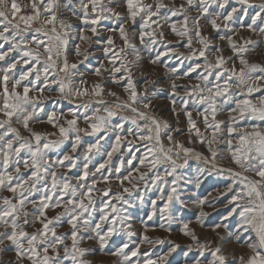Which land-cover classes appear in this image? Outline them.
<instances>
[{"label": "snow or ice", "instance_id": "6c2138e0", "mask_svg": "<svg viewBox=\"0 0 264 264\" xmlns=\"http://www.w3.org/2000/svg\"><path fill=\"white\" fill-rule=\"evenodd\" d=\"M237 2L244 6L245 16L248 15V8L259 9L252 15L251 23L247 26L249 30L256 31L254 26L257 21L264 23V3L253 5L250 0ZM229 3L230 0H184L179 5L175 0H153L152 3L146 0H66L65 3L61 0H29L28 5H22L19 0H0V41H3L0 48H3L4 44L8 45L7 50L0 51V62H4L0 64V264H65L66 261H70V264H89L83 259L89 250L80 246L85 239L84 233H94V236H87V239H97L101 250L113 236L123 233L131 238L136 235L132 231L131 215L124 214L128 208H134L135 205L119 192L115 194V199L122 201L127 208H118L110 201L102 199L98 209L99 220L93 225L92 217L97 208L92 193L98 191L103 197L109 196L111 188H96L100 182L95 178L96 173H100L101 179L107 182L109 176L104 175L102 170L107 167L111 173L113 169L108 166L112 165L113 155L121 150L122 145L133 146L137 141L142 142L146 149L139 158V164L147 169L144 172L136 169L139 172L138 183L143 182L147 188L151 174V185L157 187L161 193L157 199L163 201L162 207L158 209L157 201H152L153 208L148 219L151 220L159 212L161 219L169 222L168 227L163 223L159 225L165 231L171 230L170 223L176 207L186 208L189 200L201 209L196 217L201 226L204 218L208 216L203 207L205 204L211 206L212 202L199 197L193 200L191 195L187 200L182 199L185 194L181 187L182 181L199 189L201 177L206 172L212 175L213 170L218 175L227 173L231 179L220 195L228 197V204L231 205L228 216L235 214L239 217V227L234 238L240 241L247 234L244 243L249 251L239 256L232 255L230 260L220 245L213 247L210 241L201 242L189 227L190 221H181L180 231L194 242L187 246L188 251L195 250L199 255L191 264H264V95L256 102L250 98L253 92L260 90L256 82L264 80V65L250 63L246 58L248 45L254 44V41L247 40L238 44L231 35H220L219 39L227 40L241 67L237 70L234 63L231 68L226 67L231 58L226 59L218 46H215V52L221 54L214 57L213 63L207 55L212 51L213 45L209 37L202 34L200 25V20L207 18L217 33L221 27L233 31L230 24L238 12L237 8H231L226 14L223 11H209L212 4L224 10ZM121 6L124 8L123 13L117 10ZM25 7L30 8L27 15L22 14ZM193 8L199 12V16L190 17L189 13ZM65 12L69 15L65 16ZM173 17H182V21L173 22ZM72 18L80 21L78 38L82 42L90 40V37L84 34L86 31L98 36L104 21L117 22L115 28L107 30L118 32L123 46L118 51H113L115 43L112 36H108L103 52L112 65V83L120 85L121 80H126L123 89L127 93V99L121 100L116 92L108 90L107 94L114 98L109 104L103 98L105 87L100 82L94 83L89 89L86 81L81 79L79 84L83 87L75 86V77H82L83 73H79L77 63H69L67 56L69 35L74 30ZM138 18L140 26L137 38L140 44L151 49L160 42L167 49L164 52L158 51L150 61L152 64H157L162 56L175 51L169 48L171 42L165 41L164 25L161 21L169 24L170 31L177 37H188L186 46L190 49L193 43L192 35L202 46L185 57L204 58L205 61L204 71L197 77L201 83L192 85L190 90L185 86V96H194L195 104L205 105L203 111L197 109V114L202 117L205 130L211 131L210 136H206L197 126L192 112L187 110V100H183V108L187 117L188 142H193L191 137L194 134L199 143L207 145L210 155L205 156L175 140L172 133L179 132V128L173 129L167 121L158 120L136 106L141 105L145 110L151 107L147 95L142 96L137 91L131 70L126 63L128 50L136 56V61L140 59L139 50L132 42L126 27L129 23L135 25ZM221 18L223 25L217 23ZM190 19L193 29L188 26ZM37 23L39 26L34 27ZM177 24L180 27H177ZM153 25L156 27L153 28ZM259 31L264 34V27ZM11 53H18L19 56L9 59ZM109 53L112 55L109 56ZM75 54L83 56L81 64L88 59L87 52L81 51L79 44L76 45ZM117 60L120 61L119 67L116 66ZM18 65L22 67L18 69ZM200 67V64H196L189 71L194 72ZM102 69H105V65L100 63L93 74L102 76ZM168 71L175 75L177 70L172 68ZM59 73H64V76L60 77ZM120 73L123 74L116 75ZM41 76L44 87L38 86ZM176 78L180 79L179 76ZM53 84L56 85L61 99H67L69 103L72 102L71 98H89L76 106L77 109L83 108V112L70 109L68 115L72 118L64 119L63 122L56 112L48 113L46 121L41 119V113L44 111L43 101L47 99L43 93L52 90ZM178 87L176 82L172 81L173 94ZM235 89H239V92ZM33 92L39 95H31ZM172 103L175 105V100ZM226 105L232 106L225 108ZM124 110L135 115H122ZM225 110L228 113L227 122L218 120L217 114ZM173 112H176L175 107ZM81 119L87 125L84 128L79 126ZM141 120L145 122L141 124ZM241 121L252 123L242 127ZM45 122L52 125L56 132L42 133L30 126L33 123ZM126 124L131 126L126 128ZM21 128L28 135H23ZM81 133L94 137L95 140L87 144L83 153V168L75 175L73 183V179L66 173H58L57 170L67 169L71 172L77 167L78 158L73 154L83 143ZM110 133L114 135L115 142L110 146V150L103 152L107 158L95 168V172H90L89 164L93 156L101 155V141L108 139ZM162 134L166 135L170 147L163 143ZM49 136L57 138L53 140L49 139ZM128 137L132 139H127ZM66 143H70V150L62 152L61 149ZM221 143L225 145L223 150L218 147ZM128 151L131 153V147ZM222 152H226V156L222 155ZM50 153H56L55 157L50 156ZM193 157L205 165H211V168L201 167L198 169L199 176L194 179L185 178L179 170L186 169L189 159ZM225 158L234 167L219 166L218 161ZM135 159L137 157L133 155L132 159L126 162L121 160L120 166L114 167V171L119 173L125 163L131 165ZM161 166H164L162 174ZM129 176L123 177L121 186L123 180L129 179ZM90 177L93 178L89 182ZM168 177H171V180H168ZM161 185L170 187L165 191V187ZM132 187L136 188L137 183H133ZM4 192L11 195H3ZM123 192L132 195L131 189L127 187H123ZM37 194L39 198H33ZM137 199L140 203L144 202L142 194L137 193ZM29 205L32 207L31 211L28 210ZM56 209L62 210L53 216L47 214L48 211ZM65 222L70 226V231L58 232L57 229ZM222 226L227 228L226 224H217L213 231ZM219 239L224 241L225 238L221 236ZM163 243L164 240H153L145 234L130 251L129 243L124 242L110 254L119 257L120 264H141L140 260L132 259L140 255L139 245ZM169 244L167 252L157 255L156 259L145 258L143 264H170L169 257L180 245L171 242ZM8 252L14 253V257L5 261L2 257ZM205 253H208L211 259H203ZM144 255L148 257V253Z\"/></svg>", "mask_w": 264, "mask_h": 264}, {"label": "rangeland", "instance_id": "374dc122", "mask_svg": "<svg viewBox=\"0 0 264 264\" xmlns=\"http://www.w3.org/2000/svg\"><path fill=\"white\" fill-rule=\"evenodd\" d=\"M22 5H28L29 0H19ZM62 3H65L66 0H61ZM148 3H152L153 0H146ZM169 2V0H166ZM184 0H175V3L179 5L183 3ZM253 5H258L260 3H264V0H250ZM237 8L238 12L234 15L233 21L230 24V28L233 31H228L221 27L219 33L212 29L211 25L208 22L207 18H202L200 20V25L202 29V34L206 37H209L211 44L213 45L212 51L207 53L208 59L215 62L214 57L216 55H220L221 53L215 52V46H218L222 49L223 56L227 58H231L226 67L231 68L233 63L237 70L241 67L239 63V59H237L231 48L228 45L227 40L219 39L220 35H231L233 40L238 44H243L244 41L251 40L254 41V44L248 45L249 52L246 54V58L249 60L250 63H258L264 65V34H261L259 29L264 27V23L257 21V24L254 26L256 31H251L248 29V25L251 23V17L255 14L256 11L259 9L256 7L248 8V15L245 16L243 14V8L241 4L237 2V0H230L229 5L226 6L224 10H220L216 7L215 4H212L209 11L211 13H216L218 11H223L225 14L227 11H230L231 8ZM118 11L124 12L123 6L117 8ZM30 8L25 7L22 14H29ZM69 14L65 12V16ZM190 17H197L199 16V12L193 8L190 13ZM172 21H182V17H173ZM71 22L74 25V30L69 35V41L67 45V56L69 63H77L79 65L78 71L79 73H83V76L77 75L75 77V86L76 87H83L79 84L81 79L86 81V86L90 89L91 86L96 83L100 82L105 87L104 99L111 104L114 101L112 96H109L108 90L116 92L120 97L121 100L127 99V93L124 92L123 85L126 83V80H121L120 85L112 83V73L111 68L112 65L109 63V58L104 55L103 49L106 46V38L108 36H112L115 48L113 51H118L119 48L123 46V41L119 37L118 32H109L108 28H115L117 26V22L114 20L104 21L100 26V34L98 36H94L91 32H85L84 34L90 37L88 42H82L79 36V29L81 27L80 21L72 18ZM163 24V31L165 34V41H170L169 48L174 49V52H169V55L162 56L160 62L157 64H152L150 61L156 56V53L164 52L167 49L160 43L157 42L151 49L146 48L144 45H141L139 42L138 31L140 26L139 18L137 19V23L132 25L129 23L126 25L129 31V36L132 39V42L136 44L137 49L139 50V61H136V56L132 54L131 50H128L127 55V66L131 70L132 79L135 83L137 91L143 96L147 95L151 102V107L147 110L143 109L141 105H136L137 107L141 108V111H147L149 115L155 116L158 120L167 121L168 124L173 128H179V132H173V138L175 140L180 141L186 147L195 149L196 152L203 153V155L208 156L210 155L207 151V145L199 143L195 135L193 134L191 139L192 143H189V135H188V124H187V117L184 114L183 108V100L188 101L187 110L192 112L193 119L196 120L197 126L201 129L202 132L206 136H210L211 131L205 130V125L203 123L202 117L197 114V109L203 111L205 105H197L194 103L195 97H187L185 96V86L190 90L192 85H196L201 83L199 79H197L198 75L204 71L203 65L205 63L204 58H192V59H185L191 55V51L201 48L202 46L197 42V38L192 35V45L191 49L186 46V42L188 37L180 38L177 37L174 33L170 31L169 24H165L163 21L160 22ZM218 24L223 25V19L217 21ZM23 26V25H22ZM39 23L34 25V27H38ZM189 29H193V24L191 19L189 20ZM156 25H153L155 28ZM177 27H180L177 24ZM30 39V36L28 37ZM0 44H3V41H0ZM80 45L81 51H85L88 54V59L84 60L81 64L80 61L83 60V56H77L76 52V45ZM30 47L34 48L35 45H29ZM8 45L4 44L3 48H0V51L7 50ZM42 51V50H41ZM182 54V55H181ZM112 53H109L111 56ZM18 53H11L9 59L11 57H18ZM4 62H0L3 64ZM100 63L105 65V69H102L103 75L100 77L95 76L94 69L99 67ZM196 64H200L201 67L197 68L196 71L190 72L189 69L195 67ZM167 65V67H165ZM116 66H120V61L117 60ZM22 67L18 65V69ZM26 67V66H25ZM176 69L175 75L170 73L168 69ZM188 73V75H185ZM123 73L116 74L117 76L122 75ZM259 75V74H257ZM60 77L64 76V73H59ZM179 76L180 79L176 77ZM49 79H52L51 72L49 73ZM211 79V78H210ZM149 81H155V83H150ZM172 81H175L176 84L179 86L176 90V93L173 94L171 84ZM147 82V83H146ZM257 87H259V91L253 92L251 94V99L253 102H256L257 99L264 95V80H260L256 82ZM39 87H44L43 84V76H41V82L38 85ZM52 90H46L43 93V96H46L47 99L43 101V109L44 111L41 113V119H47V114L51 112H56L58 116L61 118V122L64 119H71L72 117L68 115L69 110H78L79 112H83V108L77 109V105L84 102L85 100L89 99L87 97L76 99L71 98L72 102L69 103L67 99H61L60 93L56 90V85H51ZM146 90V91H145ZM235 91L239 92V89H235ZM31 95L36 96L39 95L37 92L31 93ZM243 98V97H241ZM175 100V105H173L172 101ZM95 106V105H93ZM232 105H226L225 108L230 107ZM173 107H175L176 112H173ZM61 114H63L61 116ZM122 115L126 116H134V113H131L128 110H124ZM211 119V117H209ZM217 119L221 121L227 122L228 120V113L227 111H221L217 114ZM116 121L114 120L113 123ZM145 121L141 120L140 123L143 124ZM248 123H252V121H241L240 124L242 127H246ZM257 123H259L257 121ZM34 130L42 133H51L56 132V129L52 127V125L48 123H33L30 125ZM79 126L81 128L86 127L87 125L81 119L79 121ZM131 125L126 124L125 127H129ZM16 127H20L16 125ZM21 133L23 135H28L21 128ZM83 143L78 148L77 152L73 155L77 157V167L74 168L71 172H68L67 169H58L59 172L66 173L70 178L73 179V183H75V175H77L83 168L84 160H83V153L86 149L88 143L94 142L95 138L91 136H84L81 133ZM49 139H56L57 136H49ZM127 139H132V137H128ZM162 140L165 146H171L169 141L167 140L166 135L162 134ZM115 142L114 135L111 133L109 134V138L106 140L101 141L102 144V153L101 155H94L91 164H89V171L95 172V168L106 159V155L103 154L105 150H110V146ZM131 147L132 151L129 153L128 148ZM219 149L223 150L225 145L221 143ZM70 150V143H66L61 151L68 152ZM146 149L143 146V143L137 141L133 146H125L122 145L121 150L113 155L112 158V165L108 166L111 167L113 170L111 173L108 172L107 167L106 169L102 170L104 175H108L109 179L107 182L101 179V174L96 173L95 178L100 182L97 183V189H104V188H111V192L109 196L103 197L101 192L94 191L92 193L93 197L96 199V208L97 211L93 213L92 221L93 225L95 222L99 220V211L98 209L101 207V200H108L111 203L115 204L118 208H127V205L124 204L122 201H118L115 199V194L117 192L121 193L125 196L126 199L130 200L135 207L128 208L125 215L130 214L131 224H132V231L136 233V235L129 238L128 236L121 233L120 235L113 236L104 247L103 250L100 248L99 241L97 239H87V236H94L95 234L92 232L84 233L85 239L81 243V247L88 249L89 251L85 254L83 259L88 261L89 264H120V258L110 254L114 252L116 248L124 242L129 243V251L137 246L139 243L140 237L142 235H148L151 239H161L164 240L165 243L163 244H141L140 246V255L138 257H133L132 259L140 260L141 264H143V260L145 258L156 259L157 255H161L168 251L170 247L169 242L173 244H178L180 247L177 249L172 256L169 257L170 264H191V262L199 258L198 253L193 250L191 252L188 251L187 246L189 244H193L194 242L191 240L189 236H185L181 231V221H190L189 227L194 230L196 236L200 239L201 242L210 241L212 242V246L215 247L220 245L226 255H229V259H232V255L239 256L241 254L248 253V249L244 243V240L247 237L245 234L240 241H237L234 238V234L238 231V220L239 217L233 214L232 216H228L230 211L231 205L228 204V197L221 196L220 193L225 191L226 185L231 182L230 177H228L227 173L223 175H218L215 170H213L212 175H208L207 172L201 177L202 183L199 189H196L190 184H185L183 181L181 182L182 190L184 191V195L182 199L187 200L188 196H192L193 200L197 197L199 198H206L209 202H212L211 206L205 204L203 207V211L208 213V216L204 218L203 226L199 224L196 220V217L199 215L200 208L194 204L191 200L188 201V205L184 209H180L179 206L173 212V220L170 223V231H165L164 229L160 228L159 225L161 223L165 224V227L169 226V222L166 220H162L159 212L151 220L148 219V216L152 212V201H157V209L162 207L163 201L157 199V197L161 194L157 187L151 185V174H149L148 178V187L145 188L143 182L138 183L139 172L136 171L139 168L140 172L147 171L146 168L139 164V158L145 153ZM50 156L53 158L55 157L56 153H50ZM137 157V159L132 161V164L129 165L127 163L121 167V171L116 173L114 171V167L120 166V161L124 160L125 162L129 159H132V156ZM222 155L226 156V152H222ZM219 166L221 167H234L230 164L228 159H220L218 161ZM163 167H160L161 174L163 173ZM204 168H211V165H205L202 161L196 160L194 157L189 159V165L186 169H181L180 174L185 178L194 179L195 177L199 176L198 169ZM238 170V169H237ZM155 171V169L153 170ZM129 173L131 175L129 176ZM248 175H252L248 173ZM129 176V179L123 180V186H121L120 181L123 177ZM93 177L89 178V182ZM171 180V177L167 178ZM137 183V187L133 188L132 184ZM123 187H127L131 189L132 195L129 196L128 193L123 192ZM161 187H165V191L167 188L170 187L161 185ZM137 193L142 194L144 196V202L140 203L139 199H137ZM3 195H11L10 193L4 192ZM231 194H229L230 196ZM38 199L39 194L35 197ZM28 210L31 211V205L28 206ZM62 209H56L54 211H48L49 216H53L56 212L61 211ZM109 211V209H106ZM227 217V219H225ZM66 220V218H65ZM217 224L220 225H227V228L223 226L217 228L213 231V227ZM38 226V225H37ZM119 227V225H117ZM32 229H29L31 231ZM58 232H68L70 231V226L65 222L57 229ZM219 234V235H218ZM224 237V241H221L219 237ZM70 243V242H69ZM144 253H148V257H145ZM14 257V253L8 252L3 255L2 259L7 261ZM205 260L211 259V256L208 253H205L204 258ZM65 264H70V261H66Z\"/></svg>", "mask_w": 264, "mask_h": 264}]
</instances>
